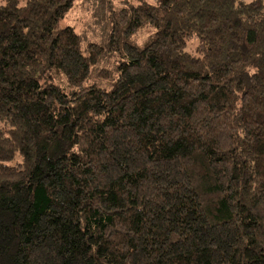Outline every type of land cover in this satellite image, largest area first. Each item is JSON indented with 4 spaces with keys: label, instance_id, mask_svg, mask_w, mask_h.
<instances>
[{
    "label": "trees",
    "instance_id": "1",
    "mask_svg": "<svg viewBox=\"0 0 264 264\" xmlns=\"http://www.w3.org/2000/svg\"><path fill=\"white\" fill-rule=\"evenodd\" d=\"M79 1L0 0V264H264V0Z\"/></svg>",
    "mask_w": 264,
    "mask_h": 264
},
{
    "label": "rangeland",
    "instance_id": "2",
    "mask_svg": "<svg viewBox=\"0 0 264 264\" xmlns=\"http://www.w3.org/2000/svg\"><path fill=\"white\" fill-rule=\"evenodd\" d=\"M128 2L136 5L138 3H142L143 0H128ZM86 5H89V2H87L86 0H81L76 3L73 9H71V11L66 15V18L60 23V26H72L85 42H98L101 39L103 32L100 27H97L95 29L91 28L93 16L89 11L90 8H88V11L86 10ZM111 7L113 9L118 8V1L112 0ZM196 45V40L189 41L185 50L189 53H194Z\"/></svg>",
    "mask_w": 264,
    "mask_h": 264
}]
</instances>
